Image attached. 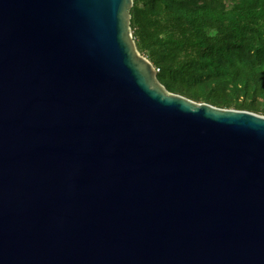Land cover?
I'll return each instance as SVG.
<instances>
[{
    "label": "water",
    "instance_id": "1",
    "mask_svg": "<svg viewBox=\"0 0 264 264\" xmlns=\"http://www.w3.org/2000/svg\"><path fill=\"white\" fill-rule=\"evenodd\" d=\"M133 0H0V264H264V116L166 91Z\"/></svg>",
    "mask_w": 264,
    "mask_h": 264
},
{
    "label": "trees",
    "instance_id": "2",
    "mask_svg": "<svg viewBox=\"0 0 264 264\" xmlns=\"http://www.w3.org/2000/svg\"><path fill=\"white\" fill-rule=\"evenodd\" d=\"M130 16L166 91L264 116V0H133Z\"/></svg>",
    "mask_w": 264,
    "mask_h": 264
},
{
    "label": "built area",
    "instance_id": "3",
    "mask_svg": "<svg viewBox=\"0 0 264 264\" xmlns=\"http://www.w3.org/2000/svg\"><path fill=\"white\" fill-rule=\"evenodd\" d=\"M156 73L159 71L158 69H155Z\"/></svg>",
    "mask_w": 264,
    "mask_h": 264
}]
</instances>
